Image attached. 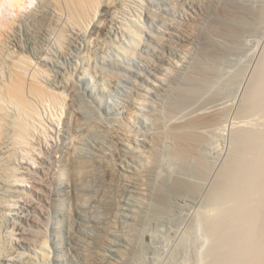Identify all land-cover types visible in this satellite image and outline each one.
I'll list each match as a JSON object with an SVG mask.
<instances>
[{
    "label": "rangeland",
    "instance_id": "1",
    "mask_svg": "<svg viewBox=\"0 0 264 264\" xmlns=\"http://www.w3.org/2000/svg\"><path fill=\"white\" fill-rule=\"evenodd\" d=\"M201 1L204 2L205 0ZM206 1L209 3L208 8L213 7V10L210 9L211 12L217 7L215 6L217 3L222 5L227 3V0ZM231 1L235 2V0ZM186 2L184 0H122L120 7L114 14L116 22L106 35L108 45L103 53V61L96 56L93 59L94 67L101 70L104 79H100L93 72H86L85 70L84 76L81 74L83 79L79 81L75 79L79 87L77 89V103L83 111V121L86 120L90 125L93 124V127L98 124V127L93 128L91 132L88 129L86 132L75 133L71 136L64 133L63 137L59 136L57 143L54 142V149L70 148L74 153L83 156V161L87 164L90 162L92 142L95 139L102 142L108 140V145L113 149V138L116 135L117 141L121 142L119 146L124 160L118 159L114 152L113 159L107 154V164L113 175L112 178L117 177L121 183L131 184V186L125 185L129 190L124 191L120 196L112 197L113 195L109 194L105 199L103 198L104 200L107 199L106 202L108 203L115 202L113 208L116 223L110 227L115 235L105 233L107 235L104 236L112 240V243L107 242L105 249H97V253H100V255L97 254V258L100 260L96 259L99 260V263L96 264H102V262H110L111 264H216L226 257L228 251L226 246L217 245L209 236L210 226L215 216L218 214L225 215L234 207L236 208L243 196L236 198L234 192H236L235 189L239 188L238 186L235 187L234 192L231 188L229 189L231 192L229 190L226 192L223 189V192L217 193L215 188H217L222 171L228 167V159L232 147H234V129L240 128L239 126L242 125V128L245 126V128L252 130L251 132L256 133L255 135L264 137V106L260 104L255 106V103L247 113L243 115L240 113L245 97L249 91H252L255 84L256 86L257 83L259 85V79H262L263 75L262 71L264 72L262 70L264 68V0H239L244 15L239 16L234 21L238 27L232 28L231 31H235L233 32L235 36L233 35L230 41H226L221 33H211L205 27L207 23H210V11V13L205 12L206 15H198L199 10L195 9L194 11ZM33 7L34 4H31L28 9H20L21 11L18 10L14 15L15 17L9 19L14 20L12 30L15 31V36L11 32V28L8 29L9 20L5 22V25L0 26V40H4L6 45L15 51L16 49L17 51L20 50V48L24 50L26 47V39L28 38L26 33L30 23L25 14ZM144 9H148L151 15L144 14ZM212 16L213 14H211ZM214 16L217 19L221 17L216 14ZM132 22H136L137 26H134ZM181 23H184L187 29L198 32L201 36L200 42L206 43L209 39L214 42L215 40L214 46L220 48L217 57L214 56L215 60H211L213 63L208 65L210 56L195 50L198 40H178L177 36L182 34L174 26ZM48 24L39 46H35V48L33 46L31 53L33 52L34 60H36L34 56L38 50L42 53L41 59H45L42 63L46 65L48 76L46 77L44 74L41 76V80L50 82L54 74L57 76L68 74L74 65H79L81 61L79 58L80 49L77 47L82 35L80 39L75 37L76 40H68L67 38L66 40L65 37L60 36V32H55L60 29L57 28L58 26L56 27L52 23ZM125 26L132 31L134 30L141 38L137 37L136 41L134 34L133 38H130L124 30ZM166 39L181 43L180 49L169 52L162 45ZM133 40H135L134 45L132 44ZM90 44L85 42V47H90ZM59 46L61 49L63 48L61 51L63 56L59 55ZM205 47L210 48L208 44ZM221 47L223 50H220ZM89 49L91 50V47ZM125 49H128V53L130 51L135 52L133 62L126 59L128 56L125 57ZM159 52H162L161 55ZM49 58L54 61L57 59V65L52 66V61L46 62ZM149 58L154 59L155 64L158 65L155 69L144 66ZM203 60L207 62L204 63L205 65L199 63ZM64 84L62 81L59 82V85L63 86ZM181 97L182 99H180ZM188 97H192L193 101L187 103ZM213 98L217 99L214 101ZM66 99L68 100V97ZM259 99L256 102L264 103V98L260 99L261 101ZM199 102H207L205 105L207 108L199 107ZM169 106L171 108L177 107L179 111L170 112L167 108ZM205 110L220 111L222 123L203 128L202 131L206 134L205 142L207 144L203 142L202 146L197 149L198 158L179 159L177 157L179 151L175 150L176 152H174L172 140L165 138L167 131L179 130H172L168 127L174 121L179 122L190 117V115ZM13 111L9 108L8 114L11 112L10 116L14 119L15 112ZM68 117L67 115L66 118V114L63 113L61 120H67L69 123ZM56 126L55 124V128ZM156 133L163 137L159 144L154 140ZM241 146L242 149H246L245 145ZM54 149L49 148L51 155L54 153L52 152ZM58 151L55 154V163L50 162L49 167V175L55 176L51 204H55L56 207L60 205L63 207L62 210L57 208L56 211L55 209L56 212L50 206L47 189L42 185V172H40L39 166L30 167L24 163V160L20 159L19 161L22 163L15 159L14 162H11L12 166L11 164H4V162L3 167L1 166L0 249L4 253L11 254L13 258V260H3V264H18L17 261L26 254L35 256L33 249H38L37 244L43 235L44 237L47 236L46 238H52V229L53 234L54 232L60 234L66 231L69 223L66 211L67 197L69 198L70 194L63 191L64 184H62V179L61 182L60 179L58 180V177L68 176V172L64 169V150ZM129 156L133 158L131 159ZM48 166L49 163L45 164L43 169H48ZM13 167L18 168L19 173L28 179L25 183L19 182L22 186H14L10 183L14 179L12 178L14 173L18 172ZM152 168L163 172L162 182L155 179L154 175H150L152 180L147 181L149 186L152 185L151 190L152 187L157 189L156 192L159 191V195L145 189L146 181L143 179V174L145 170L149 169H151L152 174ZM134 177L139 179H134ZM174 183L180 185L182 190L180 188L179 190L174 189ZM242 183H240V188ZM246 184L251 191L253 190L251 193L249 192L251 195L247 193L250 191L249 188L246 191ZM246 184V189H243L245 188L244 185L240 189L248 197L245 198V202H247L245 205L250 206L252 204L250 207L253 209L255 207L253 204H257L254 213L259 216L255 217V214H252L254 217L251 216L256 218L255 221L250 219L251 216L248 220L251 225L255 224L258 229L261 228L263 233L264 198L263 201L260 200V203L255 199L257 200L256 197L262 199L264 190L258 193L254 190V185H252L254 186L253 189L250 187L251 184ZM171 189L173 190L171 191ZM255 191L261 196L255 195L252 199V193ZM162 193L166 195L165 198ZM89 195L90 193L85 194L81 200L82 207L80 204L79 208L77 204L78 211H73V217L78 221L75 233L86 242L83 244L85 247L94 241L89 236L99 233L88 221V212L84 209V206L88 204ZM161 197L163 198L161 199ZM115 198L117 201H114ZM247 199H252L255 202L252 203L249 200L251 202L249 204ZM103 207L104 205L100 202L95 204L89 215L92 217L95 215L96 219H103L106 216L105 207ZM46 211L49 212V216ZM45 223L49 226H46ZM16 225L24 229V232L21 233L28 235L32 241H30V245L20 246L14 243L15 239L13 238L19 236L20 233V230H17L15 235H12L11 232ZM235 231L237 230L235 229ZM48 244L53 258L50 261H42L39 258L37 263L86 264L85 256L69 250L62 239L55 238V242ZM2 256L4 255H0V257ZM221 264L226 263L224 261Z\"/></svg>",
    "mask_w": 264,
    "mask_h": 264
},
{
    "label": "bare ground",
    "instance_id": "2",
    "mask_svg": "<svg viewBox=\"0 0 264 264\" xmlns=\"http://www.w3.org/2000/svg\"><path fill=\"white\" fill-rule=\"evenodd\" d=\"M121 1L122 0H0V26L2 24L5 25L6 21L13 18L18 10L28 9L31 4H34V7L30 9L27 14H25L27 19L29 20L30 26L27 25L29 27L28 32L26 33L28 35V38L26 39V45L24 44L26 46L24 50L20 48V50L18 49L17 51L16 49L15 51L12 49V47L9 48L6 45V42L4 40H0V169L2 171L1 166L3 162L4 164L7 163L9 165L11 164V162H14L15 159L18 161L19 159L22 161L24 160V163L30 165V167L34 166V168H36V166H39V170L40 172H42V185L47 189V198L50 199V206L52 207V209H54V212H56L57 208L62 210L63 207L61 205L56 207L55 204H51L53 200L52 190L53 185H55V176L49 175V167L51 165L50 162L55 163V154L59 152L58 150H64V169L67 170L68 176L58 177V180L60 179L61 182L62 179V184H64L63 191H67L70 194L69 198L67 197L68 205L66 207V211L69 218V223L66 231L64 233H60L59 231L60 234H56L54 232L53 234L52 229V238H46L47 236L44 237L43 235V237L40 238V241L37 244L38 249H33V253L35 256L26 254L25 256H23V258L17 261L18 264H39L37 263V259L39 258L42 261H50L53 256L50 254L51 250L48 243L55 242V238L58 240L62 239L69 250L84 255L86 258V264H96L97 262L99 263L100 258H97V254L100 255V253H97V249H105L107 247L105 246L107 242L112 243V240L104 235H107L105 233H112L115 235V233L110 230V227H113L114 223H116L115 211L113 208V204H115V202L108 203L106 202L107 199H104L109 194L113 195L112 197H118L124 191L129 190L125 185L129 184V186H131L130 183H121L117 177L112 178L113 175L110 172L109 165L107 164V154L112 157L114 152L118 159L124 160L122 159L123 154L121 153V147L119 146L121 145V142L117 141V136L114 135L113 149H111L110 145H108V140H104L102 142L99 139H95L92 142V151L90 152L89 156L90 162L88 161L89 163L87 164L84 163V159L82 158L83 156L74 153V151H72L70 148H61L55 150L53 144L54 142L57 143L59 136L63 137L64 133L71 136L75 133L86 132L88 129V131L91 132L93 128L98 127V124L94 125L95 127H93V124L90 125V123L86 122V120L83 121V111L77 103V89H79V87L78 82H75V79H77L78 81L83 79V72L85 71L91 73L93 72L95 76H98V78L104 79V74L101 72V70L97 69V67H94L93 59L96 56L99 60L103 61V53L105 52L108 45L106 35L107 32H110V28H113V24L116 22V17L114 16V14L120 7L119 5ZM184 1H187V5H189L191 9L193 8L194 11L195 9H198V15L202 16L205 14V12H211L210 9L213 8H208L209 3L206 0L204 2H202L201 0ZM229 1L227 0V3L224 5H222L221 3H217L215 5L217 7L214 9V11H212L211 13L209 12L210 19H208L212 24L207 23L205 25V27L209 31H211V33H221L222 36L224 35L223 38H225L226 41H230L231 37L234 35L233 32L235 31L232 32L231 30L238 27L234 24V21H236L239 16L241 17L242 15H244V10L241 11L242 4L239 2V0L238 2L237 0H235V2L231 1L232 3ZM144 14L148 16L151 15L148 9H144ZM211 14H213L212 17ZM214 14H216L217 16L220 15V19H217ZM9 21L10 22L7 23L9 27L8 29L11 28L12 30V24H14V20L12 19ZM48 23H52L56 27L58 26L57 28L60 29H57L56 31L54 30V28L52 29L55 32H60V36L65 37V39L67 38L68 40H76L75 37L80 39L82 35V39L79 42V46L77 47V49H80L79 58L81 61L79 65H74L72 71H70L68 74L66 73L64 75L58 76L54 74V77L52 76L51 79L48 77L50 79V82L41 80V76H43L44 74L46 77L48 76L47 69L45 68L46 65L42 63V61H45L44 58L41 59L42 53H40V51L37 49L38 51L36 53V56H34L36 60H34L32 56L33 52L31 53V48L33 46V48H35V46H39L40 40L43 38L46 31V27L49 25ZM132 24H134V26H137L136 22H132ZM174 28L178 31H181L180 33L182 35L177 36L178 40H198L195 50L204 53V55L206 56H210V61L207 59L209 61L208 65L215 60L214 56L217 57L216 55L219 53L220 48L214 46L215 40L214 42L213 40L211 41V39H209L206 43H204V41H202L203 43L200 42V34L198 32L187 29L184 23H181L180 25L177 24V26H174ZM124 30L128 33L130 38H133L134 34V38H136V41L137 37L141 38V36L136 34L134 30L132 31V29H128L126 28V26ZM11 32L15 36V31L12 30ZM90 40L92 41L90 42ZM165 41L162 42V45H164L169 52L180 49L179 47L181 43L176 42V40L166 39ZM85 42L86 44H92H90L91 50L89 49V46L85 47ZM132 44H135V40L132 41ZM206 44H208L210 48L205 47ZM59 48V55L63 56V53L61 52L63 51V48L61 49V46H59ZM220 50H223V48L221 47ZM159 53L161 55L162 52ZM126 56H128V58ZM212 56L213 58L211 59ZM125 57L126 59H128V61L133 62L135 52L130 51L128 53V49H125ZM51 59L52 58L47 59L46 62L52 61V66L57 65V59L55 61ZM199 63L204 64L207 62L206 60H203L199 61ZM144 66L155 69L158 65L155 64L154 59L149 58L144 63ZM262 70H264V68ZM262 73L263 75L261 77L262 79H259V85L258 83L257 86L255 84L256 87H253L254 90L252 89L251 92L249 91V94H247V96L245 97L243 107L240 110V113L242 115L244 113H247L251 107L253 108V104L255 103L257 104H255V106H258V104L264 106V103L256 102L259 98H264V72L262 71ZM81 74L83 76H81ZM61 81L65 83L63 86L59 85V82L61 83ZM67 97L68 100L66 99ZM180 99H182V97ZM216 99H214V101ZM260 99L259 101H261ZM192 101V97H188L186 100L187 103ZM206 104L207 102L200 103L199 107H204L205 109L207 108L205 106ZM9 108L14 110L13 112H15L14 119L10 116L11 112L10 114H8ZM167 108L170 112L179 111V108L177 107L171 108L169 106ZM63 113L66 114V118L67 115L69 116V123L67 122V120H61V116ZM219 123H222V114L220 111L218 112L216 110H205L196 113L195 115H190V117H187L179 122H172L168 128L179 131H167V134L165 133V138H169L170 140H172L174 145V152L179 151V153H177L179 154L177 155L179 159L186 160L189 157L198 158L199 154L197 153V149L202 146L203 142H205L206 140V134H204V132L202 131L203 128L212 127L213 125ZM55 124L57 125L56 128ZM59 125L61 126L57 128ZM241 126L242 125L239 126L240 128L234 129V147H232V152L228 159V167L225 171H222L223 173L222 175H220L221 178L219 177L220 180L218 181L219 183L217 184V188H215V191L217 189L218 193L220 191L223 192V189H225V191L228 192L227 190L232 188L231 190L233 192L235 190L237 192H234L236 198L239 196H243V199L238 202L239 205L237 206L239 207H234V209H231V211L227 212V214H223L224 216L222 214H218L217 216L214 215L215 218L212 220L211 226L209 225V236L212 237L214 243H216L217 245L223 244L221 246H226L228 250L223 261L221 260V262L219 261L220 263L217 262L216 264H221L224 261L226 264H264V232L262 233L261 228L258 229L257 225H251L248 220L249 216H251L252 214H255V217H259L257 213H254L256 211L254 208H256V203L258 201L259 203L261 202L260 200L263 201L264 192L262 193V199L261 197H256L257 200L255 199V201L257 202L255 203L256 205L253 204V206L255 207L252 209V207H250L252 204L250 206L245 205L247 204V202H245V198L248 197L247 195H244V192L240 190L241 188H243V185L245 187L246 183L251 184V186H249L252 188L255 186V189H253L258 193H261V190H264V148L261 149V147L264 146V143L262 144V142H264V137L262 136L263 138H261L260 135L257 136L255 135L256 133L251 132L252 130L245 128V126L244 128H242L243 126ZM154 140L157 144H159L162 142L163 137H161L160 134L158 135V133H156L154 136ZM241 145L246 146V149L243 148L244 151ZM259 145L262 146L260 147ZM50 147L54 149L52 150V152H54L52 155L49 151ZM259 148L261 149V151ZM108 150L109 152H112L109 153L107 152ZM126 156L127 155H125V157ZM129 157L131 159L133 158L132 156ZM22 161H19V163H22ZM48 163V169H43L45 168V164ZM14 169L16 172L18 171V168ZM162 173L155 168H152V174L151 169L145 170L143 174V179L146 181H144L146 183L145 189L149 191L151 190L152 185L149 186V183L147 182L149 179L150 181L152 180L150 178V175H154L155 179L161 181V179H163ZM12 178H14L13 180H11L10 178L12 182H9L14 186H22L20 183H25L26 181H28V179L25 176L21 175L19 171L16 174L14 173ZM134 179L139 178L134 177ZM241 182L243 183L241 184L242 187L240 188ZM174 185V189L179 190L180 185H177L175 183ZM237 186L239 187L237 188L239 189L238 191L237 189H235V187ZM246 187V191H248L249 187L247 184ZM246 187L243 189H246ZM156 190L152 187L151 192L154 194L158 193L159 195V191L156 192ZM172 190L173 189H171V191ZM231 190L229 191L231 192ZM249 190L250 191H248L247 193H251L253 191H251L250 188ZM174 191L176 192V190ZM256 191L252 193V199H254L255 195L261 196V194H257ZM49 193L51 196L49 195ZM88 193H90V195L88 196V204L84 206V209L88 212V221L91 222V225L95 227L97 232L99 231L100 234L97 233V235L94 236L90 235L89 237L92 241L94 240V243L92 242L91 245L89 244L85 247L83 246V244H86V242H84L83 239H80L75 233V230H77L78 221L73 217V211H78V206L80 208L81 200L82 198H84L83 196ZM249 194L248 196L250 197L251 194ZM192 195L194 196L195 194ZM163 196L165 198L166 195L163 194ZM162 198L163 197H161V199ZM252 199L247 200H251L252 203H254L255 201ZM103 200L104 202H102ZM114 201H117V199L115 198ZM99 202L102 203V205H104L105 207L104 210L106 216L103 219H96L94 217L95 215L93 217L89 215V213L91 212V208ZM250 203L251 202L249 201V204ZM29 206L32 207V205ZM47 214L49 216V212H47ZM252 216L254 217V215ZM252 216L250 217V219L254 222V219L256 218H253ZM45 224L46 226H49L47 225V223ZM13 229V232H11L12 235H15V232L17 230H20L19 236L13 238L15 239L14 243L20 246H27L31 240L26 233H21L24 232V229H22V227H19L18 225H16ZM235 229L237 231H235ZM0 255H4L0 257V264H3V260H13L11 254L4 253V251L1 249ZM96 259L99 260L97 261ZM102 264L111 263L102 262Z\"/></svg>",
    "mask_w": 264,
    "mask_h": 264
}]
</instances>
